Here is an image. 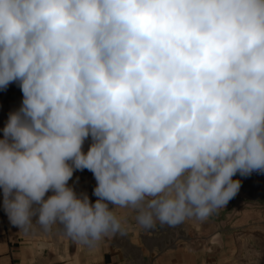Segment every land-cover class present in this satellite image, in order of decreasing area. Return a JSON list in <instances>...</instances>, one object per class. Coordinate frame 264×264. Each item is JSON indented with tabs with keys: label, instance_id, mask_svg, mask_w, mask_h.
<instances>
[{
	"label": "clouds",
	"instance_id": "1",
	"mask_svg": "<svg viewBox=\"0 0 264 264\" xmlns=\"http://www.w3.org/2000/svg\"><path fill=\"white\" fill-rule=\"evenodd\" d=\"M12 83L3 208L19 232L75 244L68 264L127 233L118 209L144 230L205 220L237 173H264V0H0ZM84 169L95 202L68 184Z\"/></svg>",
	"mask_w": 264,
	"mask_h": 264
},
{
	"label": "crops",
	"instance_id": "2",
	"mask_svg": "<svg viewBox=\"0 0 264 264\" xmlns=\"http://www.w3.org/2000/svg\"><path fill=\"white\" fill-rule=\"evenodd\" d=\"M21 102L16 83L0 89V138L9 113L19 109ZM89 144L90 139L83 145L85 152ZM254 174L237 173L233 177L241 181L237 195L205 220L191 218L175 227L157 223L144 230L136 222L135 210L118 209L117 215L126 218L127 233L105 238L94 249L81 248L80 264H257L258 259L264 264V257L252 255L264 252V182ZM68 184L78 194L87 191L92 202L97 199L96 181L89 170L74 171ZM76 254V245L55 231L19 232L4 211L0 189V264H68Z\"/></svg>",
	"mask_w": 264,
	"mask_h": 264
},
{
	"label": "rangeland",
	"instance_id": "3",
	"mask_svg": "<svg viewBox=\"0 0 264 264\" xmlns=\"http://www.w3.org/2000/svg\"><path fill=\"white\" fill-rule=\"evenodd\" d=\"M254 173H255L254 175H256L257 178L261 179L260 181L264 182V173H260V172H254ZM78 192L79 193H88L85 190H79ZM48 240L50 241V238H48Z\"/></svg>",
	"mask_w": 264,
	"mask_h": 264
},
{
	"label": "built area",
	"instance_id": "4",
	"mask_svg": "<svg viewBox=\"0 0 264 264\" xmlns=\"http://www.w3.org/2000/svg\"><path fill=\"white\" fill-rule=\"evenodd\" d=\"M12 86V84H10L8 87Z\"/></svg>",
	"mask_w": 264,
	"mask_h": 264
}]
</instances>
